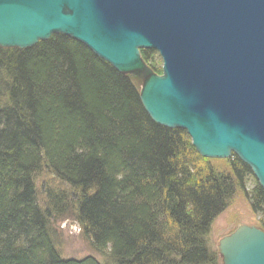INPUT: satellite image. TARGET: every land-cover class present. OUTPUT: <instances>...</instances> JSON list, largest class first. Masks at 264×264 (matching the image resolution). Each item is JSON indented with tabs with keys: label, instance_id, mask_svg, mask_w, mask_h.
I'll list each match as a JSON object with an SVG mask.
<instances>
[{
	"label": "trees",
	"instance_id": "16d2710c",
	"mask_svg": "<svg viewBox=\"0 0 264 264\" xmlns=\"http://www.w3.org/2000/svg\"><path fill=\"white\" fill-rule=\"evenodd\" d=\"M140 56L160 73L157 53ZM209 161L184 131L151 121L132 79L79 42L0 48V264H219L213 221L240 189L264 232V191L234 155L222 171ZM42 170L69 188L48 189L45 209ZM68 213L104 260L62 258L49 222Z\"/></svg>",
	"mask_w": 264,
	"mask_h": 264
},
{
	"label": "water",
	"instance_id": "95a60500",
	"mask_svg": "<svg viewBox=\"0 0 264 264\" xmlns=\"http://www.w3.org/2000/svg\"><path fill=\"white\" fill-rule=\"evenodd\" d=\"M69 37L122 75L147 70L140 103L155 124L186 133L205 159L234 155L264 191V0H0V48ZM146 70V69H145ZM48 171V167L45 166ZM264 232L220 240L222 264H264Z\"/></svg>",
	"mask_w": 264,
	"mask_h": 264
},
{
	"label": "rangeland",
	"instance_id": "374dc122",
	"mask_svg": "<svg viewBox=\"0 0 264 264\" xmlns=\"http://www.w3.org/2000/svg\"><path fill=\"white\" fill-rule=\"evenodd\" d=\"M144 64L146 69H144V72L140 71L127 75L132 79L139 92L143 86L145 78L147 77V70L152 72L149 65L146 63ZM152 73L157 76L161 75V60L160 73ZM209 160L214 169L222 171L225 160ZM34 185L38 205L43 209H45V194L48 189H58L60 191L69 192V188L67 186L59 183L55 177L46 170H42L35 177ZM251 188L252 183H248L247 189ZM241 226L260 230L258 226V217L250 209L244 193L240 189H235L232 198L227 203L226 209L213 221L207 237L208 247L210 250L217 253L219 264H222L221 257L217 251L220 240L229 236ZM49 227L55 246L63 259L75 260L81 259L85 256H92L99 261L104 260V256L96 253L90 247L89 243L82 234L80 226L75 221L73 213H68L67 216L64 217L51 218Z\"/></svg>",
	"mask_w": 264,
	"mask_h": 264
},
{
	"label": "bare ground",
	"instance_id": "6f19581e",
	"mask_svg": "<svg viewBox=\"0 0 264 264\" xmlns=\"http://www.w3.org/2000/svg\"><path fill=\"white\" fill-rule=\"evenodd\" d=\"M254 244L256 243V244H260V245H264V243H261V241H260V237H258V236H253V237H251V239H250Z\"/></svg>",
	"mask_w": 264,
	"mask_h": 264
}]
</instances>
